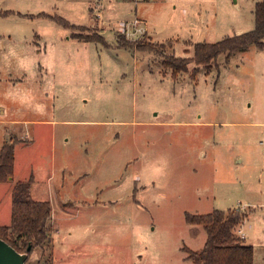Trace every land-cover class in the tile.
Wrapping results in <instances>:
<instances>
[{
	"label": "rangeland",
	"instance_id": "rangeland-1",
	"mask_svg": "<svg viewBox=\"0 0 264 264\" xmlns=\"http://www.w3.org/2000/svg\"><path fill=\"white\" fill-rule=\"evenodd\" d=\"M256 1L0 0L14 11L0 16V147L16 140L0 224L16 180L31 177L32 198L51 208L26 264H191L185 249L206 232L185 212L233 207L264 264V49L190 61L174 78L161 63L251 30ZM39 11L86 29L17 14ZM117 32L172 43L130 48Z\"/></svg>",
	"mask_w": 264,
	"mask_h": 264
},
{
	"label": "trees",
	"instance_id": "trees-1",
	"mask_svg": "<svg viewBox=\"0 0 264 264\" xmlns=\"http://www.w3.org/2000/svg\"><path fill=\"white\" fill-rule=\"evenodd\" d=\"M13 10H0V16L13 13ZM17 14L27 17L45 16L53 19L57 24L67 28H82L84 25L70 23L59 14L49 15L44 11L37 13ZM254 28L251 30L225 35L215 42L197 41L192 43L193 54L191 58L174 54H162V65L171 71L174 78L179 72L187 71V63L207 64L215 60L218 55L224 54L227 59L233 52L244 51L250 45L258 49H264V0H258L253 7ZM96 34V33H94ZM72 38L82 41H100L105 45L102 35H83L72 33ZM118 44L130 48L142 50H156L163 48L165 44L171 45L172 41L155 42L151 46L138 43L125 37L124 33L117 32ZM152 43V42H150ZM154 46V47H153ZM16 140L10 137L0 147V182L12 178L14 162V145ZM31 177L16 180L11 188V209L8 224L0 225V238L10 244L15 250L24 252L30 246V252L35 246L48 240L47 220L50 216V205L46 200L33 199L30 193ZM246 213L239 207L227 208L225 210L212 209L206 213L185 212V221L192 225H201L206 232V237L201 248L193 250L184 247L187 252L186 258L191 264H253V246L245 242L236 228L242 223ZM26 264V262H25Z\"/></svg>",
	"mask_w": 264,
	"mask_h": 264
},
{
	"label": "water",
	"instance_id": "water-1",
	"mask_svg": "<svg viewBox=\"0 0 264 264\" xmlns=\"http://www.w3.org/2000/svg\"><path fill=\"white\" fill-rule=\"evenodd\" d=\"M29 250L30 246L26 251L19 252L0 238V264H25Z\"/></svg>",
	"mask_w": 264,
	"mask_h": 264
},
{
	"label": "crops",
	"instance_id": "crops-1",
	"mask_svg": "<svg viewBox=\"0 0 264 264\" xmlns=\"http://www.w3.org/2000/svg\"><path fill=\"white\" fill-rule=\"evenodd\" d=\"M133 3H134V9L136 10V8H137V2L139 1V0H131ZM136 18V17H135ZM138 20H139V22L138 23H140V19L139 18H137ZM67 37H70L69 35L67 36ZM76 39V38H75ZM13 175V174H12ZM12 179V178H11ZM48 221V220H47ZM48 224V223H47ZM0 225H2V224H0ZM48 226V225H47ZM243 236H244V234H243ZM244 238H245V236H244Z\"/></svg>",
	"mask_w": 264,
	"mask_h": 264
},
{
	"label": "built area",
	"instance_id": "built-area-1",
	"mask_svg": "<svg viewBox=\"0 0 264 264\" xmlns=\"http://www.w3.org/2000/svg\"><path fill=\"white\" fill-rule=\"evenodd\" d=\"M134 22H135V23H138L139 20H138L137 18H134ZM237 232L240 234L241 237H244V236H243V231H242L241 228H239Z\"/></svg>",
	"mask_w": 264,
	"mask_h": 264
}]
</instances>
